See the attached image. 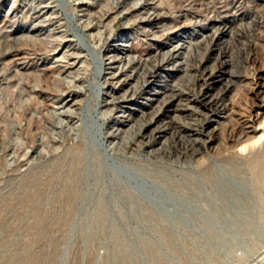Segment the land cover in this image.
Masks as SVG:
<instances>
[{
  "label": "rangeland",
  "instance_id": "rangeland-1",
  "mask_svg": "<svg viewBox=\"0 0 264 264\" xmlns=\"http://www.w3.org/2000/svg\"><path fill=\"white\" fill-rule=\"evenodd\" d=\"M263 103L264 0H0V264H259Z\"/></svg>",
  "mask_w": 264,
  "mask_h": 264
},
{
  "label": "bare ground",
  "instance_id": "bare-ground-1",
  "mask_svg": "<svg viewBox=\"0 0 264 264\" xmlns=\"http://www.w3.org/2000/svg\"><path fill=\"white\" fill-rule=\"evenodd\" d=\"M250 61L251 63L253 64L254 63V57L251 56L250 57ZM205 77H207V74H205L204 72H200V74L197 76L196 78V82H202L204 81ZM209 77H214L213 75V72L212 74L209 75ZM256 78V77H255ZM256 83V82H255ZM262 86V85H261ZM257 88V87H256ZM259 89V88H258ZM256 92L258 93V90L256 89ZM261 92V91H260ZM157 95H159L160 93H156ZM255 94V93H254ZM187 95V94H186ZM185 96V95H184ZM183 95H180L179 98L182 99L184 98ZM189 96V95H188ZM182 97V98H181ZM193 98L196 99V101L200 102L201 104H204L205 106H207V102L205 101V96H203V94L201 93H196L195 95L193 94L192 96ZM179 98H176L175 97H172L171 99H169V101H167V103L165 104V108L171 110L172 112H177V111H180L181 109H179V106H177L176 102L179 100ZM190 99V98H189ZM153 101V100H152ZM226 101V100H225ZM258 109L261 110V109H264V103L263 105L260 107L258 106ZM256 107V108H257ZM163 108V106H162ZM174 108V109H173ZM228 109H229V104L226 102V103H223L222 106H220V108H217V109H213L212 112L213 113H217L219 112L220 114H226L228 112ZM170 111V112H171ZM163 116V115H162ZM165 117V116H164ZM163 120L165 121L166 119L163 118ZM255 121V120H254ZM218 122V121H216ZM218 124V123H216ZM152 125V122L146 127V129ZM159 128V127H158ZM165 128V127H164ZM163 128L160 127L159 129H157L154 133V137L153 139H149V142L147 143V147L148 148H151V147H154V145H157V144H161V140H162V137H161V134H163L165 132V130H162ZM183 129V127L181 128H177V129H174L175 130V135H174V142L178 143V144H182L183 143V138L181 135H180V132L181 130ZM202 129H204L202 135H205L208 137V139H212L213 136H214V132H215V128H213L210 132H207L205 131L206 127L204 126ZM167 132V131H166ZM205 142V141H204ZM261 142V139H259L258 141L254 142L253 145L247 147V148H244L242 150H244L245 152L247 151V149H250L253 147H255L256 145H258L259 143ZM208 142H205V147H206V150H210L212 149V146L208 145L207 144ZM229 143V142H228ZM165 145V143H162V147ZM206 150H201L199 153L195 154L194 155V159L197 161V160H200L198 162H200V165H206V162H205V155H206ZM231 150V148H230ZM225 151H228L227 149ZM84 159L85 157L84 156H75L73 157V159L71 160L70 164H69V169H68V173L66 176H64V180L62 182L63 184V188L61 190V192L57 195V198H53V200L55 202H59L60 203V200L63 201V197L65 196V192L70 188L74 193H75V196L77 197V188L81 185L82 186V180L86 174V170L84 168ZM70 160V159H69ZM261 163H264V161L262 160H258V164H257V168H263V164L260 165ZM61 164V163H60ZM86 164V163H85ZM64 165V164H63ZM212 165L210 166H206L203 170L204 171H201L203 177H204V180L207 181L208 184L212 183L214 180H212V174H213V169L211 168ZM236 165H233V168H235ZM227 168V167H226ZM62 175V174H61ZM52 177V176H51ZM59 177V176H58ZM86 178V177H85ZM55 179V178H54ZM87 179V178H86ZM58 180V179H57ZM34 181V180H33ZM85 182V180H84ZM88 182V181H87ZM88 184V183H87ZM262 185H263V188H264V178L262 179ZM37 187H39V191L40 190H44V188L46 187V185L44 183H38L36 184ZM81 190V189H80ZM29 198H32L33 196L31 194H29L28 196ZM33 199V198H32ZM68 199L67 200H64L65 203H67Z\"/></svg>",
  "mask_w": 264,
  "mask_h": 264
},
{
  "label": "built area",
  "instance_id": "built-area-1",
  "mask_svg": "<svg viewBox=\"0 0 264 264\" xmlns=\"http://www.w3.org/2000/svg\"><path fill=\"white\" fill-rule=\"evenodd\" d=\"M259 264H264V254H263V257H262V259L260 260Z\"/></svg>",
  "mask_w": 264,
  "mask_h": 264
}]
</instances>
